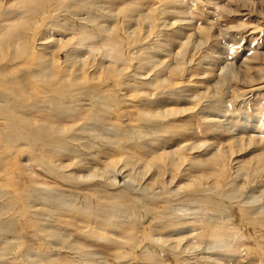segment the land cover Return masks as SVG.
Segmentation results:
<instances>
[{"label":"rangeland","instance_id":"rangeland-1","mask_svg":"<svg viewBox=\"0 0 264 264\" xmlns=\"http://www.w3.org/2000/svg\"><path fill=\"white\" fill-rule=\"evenodd\" d=\"M22 2L0 264H264V0Z\"/></svg>","mask_w":264,"mask_h":264},{"label":"bare ground","instance_id":"bare-ground-1","mask_svg":"<svg viewBox=\"0 0 264 264\" xmlns=\"http://www.w3.org/2000/svg\"><path fill=\"white\" fill-rule=\"evenodd\" d=\"M32 1L33 0H23V2H22V5H21V7L19 8V9H23V10H25L26 12H27V14H29L30 15V17L31 16H33V14H32V12H33V7H30V4L32 3ZM36 1H38V0H34V2H36ZM40 8H42V4L38 7V8H36V9H40ZM7 30V29H6ZM9 30V29H8ZM5 31V30H4ZM10 31V30H9ZM3 32V31H2ZM10 33H11V31H10ZM9 33V34H10ZM6 34V33H5ZM4 34V35H5ZM12 35V34H11ZM7 36V35H6ZM14 36V35H13ZM5 38V37H4ZM4 40V39H3ZM6 40V39H5ZM4 40V41H5ZM12 41V40H11ZM8 42V41H7ZM9 42H10V40H9ZM12 43V42H11ZM2 44V43H1ZM42 136V134L41 133H39V134H34V139H37V138H39V137H41ZM253 173V172H252ZM0 222H1V220H0ZM3 222V221H2ZM5 222V221H4ZM1 226H5V227H8V226H6L4 223H1L0 224ZM0 226V227H1ZM2 228V227H1ZM4 229H6V228H4ZM7 230H9L8 228H7ZM11 252V251H10ZM11 254L9 253V252H7V256L9 257ZM5 256V255H4ZM10 260V259H9ZM12 260V259H11ZM10 260V261H11Z\"/></svg>","mask_w":264,"mask_h":264}]
</instances>
